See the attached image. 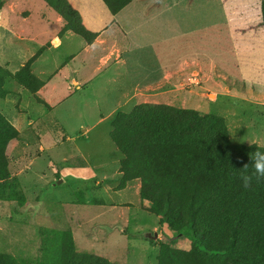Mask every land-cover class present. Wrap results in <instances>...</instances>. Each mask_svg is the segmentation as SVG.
Returning <instances> with one entry per match:
<instances>
[{
    "label": "rangeland",
    "instance_id": "1",
    "mask_svg": "<svg viewBox=\"0 0 264 264\" xmlns=\"http://www.w3.org/2000/svg\"><path fill=\"white\" fill-rule=\"evenodd\" d=\"M35 1L33 14L54 15L41 0ZM143 1L133 2L129 13L119 20L126 33L124 52H128L118 62L94 67L99 50L87 52L83 40L75 35L63 40L56 56L42 50L34 64L38 71L45 69L42 80L49 81V87L56 85L51 95L39 94L49 108L42 100L22 93L10 75L3 76L0 112L19 131L8 152L9 173L17 179L25 204L21 207L13 201L0 202V252L11 254L18 264H46L40 261L42 245L49 238L43 235V229L68 231L76 251L115 264H157L164 236L174 240L175 248L189 247V239H173L158 217L146 211L147 205L139 198V181L118 189L122 156L109 138L110 123L116 113H128L139 104L138 99L130 98L135 88L143 93L140 89L157 78L151 76L157 49L152 45L153 33L133 28L134 21L142 17L136 9L144 5ZM82 2L98 11L94 0ZM163 2L171 7L165 13L166 29L160 33L166 37L164 66L170 72L169 88L159 90L152 102L220 116L232 145L264 147L260 0ZM163 2L145 0V5L164 7ZM154 16L152 12L151 19ZM2 20L1 14L0 76L18 68L20 53L28 55L30 48L40 50L36 44H20L14 30L5 28ZM84 20L93 21V17ZM186 57L185 62L180 60ZM63 61L67 77H75L81 88L72 87L71 81L69 90L63 86L57 72ZM153 86L149 84L150 90L156 91ZM102 225H120L126 232L114 229L107 233ZM145 231L157 232L155 244L130 236Z\"/></svg>",
    "mask_w": 264,
    "mask_h": 264
},
{
    "label": "trees",
    "instance_id": "2",
    "mask_svg": "<svg viewBox=\"0 0 264 264\" xmlns=\"http://www.w3.org/2000/svg\"><path fill=\"white\" fill-rule=\"evenodd\" d=\"M43 1L63 20L65 31L92 43L96 35L85 29L67 0ZM132 1L102 0L113 16ZM260 25L264 28V0H260ZM42 50L10 76L34 97L44 81L31 66ZM110 126L109 138L122 156L118 189L139 181L146 211L158 217L173 239H189L188 249L181 250L164 236L157 264H264V179L254 178L249 189L239 179L251 155L264 147L232 145L220 116L161 104L142 103L128 113L118 112ZM17 137L18 131L0 113V202L22 207L25 197L9 173L8 146ZM43 235L49 238L42 245V263L115 264L76 251L68 231L43 229ZM0 264L18 263L11 254L0 252Z\"/></svg>",
    "mask_w": 264,
    "mask_h": 264
},
{
    "label": "crops",
    "instance_id": "3",
    "mask_svg": "<svg viewBox=\"0 0 264 264\" xmlns=\"http://www.w3.org/2000/svg\"><path fill=\"white\" fill-rule=\"evenodd\" d=\"M41 1L45 3L43 0ZM68 1L71 4L72 8L76 10L79 13V15H81V21H82L81 23L83 24L85 29L87 31L89 29V32H92L93 34L96 35L92 43H90L89 45H87L86 43H84V41H82L85 44V49H87V52H89L90 50L92 51H95L96 49L99 50L98 55L96 56L97 64L94 67H98L101 64H108L112 60L115 62L120 61L123 55L127 53L128 51L124 52V49H125L124 42H125L126 33L122 30V27H121L122 25L119 20L121 16L127 15L129 13L128 12L129 9L133 7L132 3L136 2L137 0L132 1L130 4L125 6L119 13H117L114 16L109 13L107 7L102 2V0H94L97 3L96 6L98 7V11L93 10V7L90 5L85 6V2H82V0H68ZM161 1L163 2V0ZM1 3H2V7L0 9V18L2 14V19H3L1 22H4L3 26L5 28H12L14 30V38L15 40L19 41L20 44H23L25 46L27 45V42L36 44L37 47L39 46L38 48L40 50L46 49L47 51H50L49 53H51V57H52L58 54L57 52L60 50V48L63 45V40L64 39L68 40L69 39L68 37L73 36V34L70 31H65L63 29V26H64L63 20L53 10H51L47 6L46 3L45 4L47 8L51 10L54 14L50 17H47L43 13L38 16L33 14V11H35V8H36L35 0H1ZM143 3L144 5H140L136 9V10L140 9L142 17L134 21L133 28L135 29L134 31H139L140 28H146L148 34L150 33L151 35V33H153V36L151 35V39H152L151 41H152V45L154 46V49L156 47L157 49L155 50L154 57L151 56L152 58H155V63L153 62L151 63V65L154 64L152 66L153 71H151L152 72L151 76H156L157 78L149 82L148 84H146L142 89H140V90H144L143 93H140L138 87L135 88L134 89L135 93L130 98L138 99L139 104H142V103L161 104V103L152 102V101L154 99V96L158 98L157 94H160L158 92L159 90H163L164 87H168L167 84L169 80L167 76H170L169 75L170 72L168 71L169 69H167L164 66L165 59H166V56L164 55L166 37L165 36L162 37L160 33L162 32V30L166 29L165 28V24H166L165 13H168V11L171 10V7L169 5L167 6V4L165 5L164 2H163V5H165L164 7L163 6H157V7L151 6V8L149 7L150 4L148 5V7H146L145 0L143 1ZM83 6H85V8H83ZM82 9H85L84 14L81 13ZM152 12L155 13V16L153 19H151ZM92 13L93 15H91ZM91 16L93 17V21L84 20V19L90 18ZM151 23H154L155 26L154 25L151 26ZM149 29L151 31H149ZM158 35L161 38H159ZM175 37H179V36L176 35ZM110 42L111 44H109ZM121 45H123V47H121ZM18 49L20 51L22 50L20 47H18ZM34 49L31 50L30 48V50H27L28 55H26L25 52L20 53L19 65L17 66L18 68L13 70L11 73H3V75L0 76V79H4L3 76L8 77L9 75L10 76L13 75L21 67H23L24 64L28 60H30L37 53V51H39V50H36V49L34 50ZM189 54H190V58L193 59L192 56L194 55V53L190 51ZM41 56H42V53L40 54L38 59ZM177 56L178 55H175V57ZM185 59H187V57L180 58L182 62H185ZM65 61L61 63L62 66L59 65V68L57 70L58 74L62 76V79L64 81L63 86H66V89L69 90L70 89L69 86L71 85L70 81H71L72 87L80 88L81 84L76 80L75 77H69V75L67 77V72L65 71V69H63V67L67 66L65 64ZM96 69L98 68H95V70ZM31 71L33 72L34 75H36L41 80H42V77L45 76V69H41L40 71H38V68L37 66H35L34 63L31 66ZM151 72H147L146 74L148 75ZM177 76H181V75H177ZM174 83L175 81H173V84ZM149 84L154 85L153 87H155L156 91L150 90L151 88H149ZM4 85H5V82H4ZM55 86L56 85L49 87V81L45 80L43 87L39 89V91L36 94L35 98L42 100L43 102L41 103L43 104L45 108H49L50 106L44 102V99H42L39 96V94H41L42 97H43V94L51 95V92L55 90ZM18 89L22 93L26 92L34 99V96L31 93H29L27 90H25L24 88L18 86ZM149 95H151V97ZM143 99L144 101H142ZM168 106H171V105H168ZM25 120L29 121L27 117H25ZM10 123L12 124V122ZM14 128L18 131V129L15 126ZM18 137H19V131H18ZM18 137L15 140H17ZM10 144L8 146V152L10 149ZM41 149L42 147L39 149V151ZM30 162L32 161L30 160L29 163Z\"/></svg>",
    "mask_w": 264,
    "mask_h": 264
},
{
    "label": "clouds",
    "instance_id": "4",
    "mask_svg": "<svg viewBox=\"0 0 264 264\" xmlns=\"http://www.w3.org/2000/svg\"><path fill=\"white\" fill-rule=\"evenodd\" d=\"M250 159V165H245L239 174L241 186L244 189H249L252 186L254 178L257 181L264 179V151L256 150Z\"/></svg>",
    "mask_w": 264,
    "mask_h": 264
},
{
    "label": "water",
    "instance_id": "5",
    "mask_svg": "<svg viewBox=\"0 0 264 264\" xmlns=\"http://www.w3.org/2000/svg\"><path fill=\"white\" fill-rule=\"evenodd\" d=\"M101 229L105 230L107 233L112 232L114 229H118L120 232L125 233V229H123L122 226L116 225L112 228L107 227L106 225L100 226ZM131 237L133 238H138L142 241H150L153 244H155L159 238V235L157 232H151V231H145L141 233H136V234H130Z\"/></svg>",
    "mask_w": 264,
    "mask_h": 264
}]
</instances>
